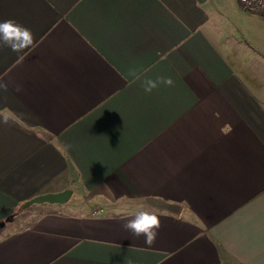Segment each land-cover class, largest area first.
Wrapping results in <instances>:
<instances>
[{"label":"crops","instance_id":"0c3cea01","mask_svg":"<svg viewBox=\"0 0 264 264\" xmlns=\"http://www.w3.org/2000/svg\"><path fill=\"white\" fill-rule=\"evenodd\" d=\"M6 19L34 42L0 47V264H264L262 17L236 0H0ZM157 76L174 84L145 92ZM65 190L74 204L17 217ZM141 210L160 218L150 246L122 227Z\"/></svg>","mask_w":264,"mask_h":264},{"label":"clouds","instance_id":"9594fccd","mask_svg":"<svg viewBox=\"0 0 264 264\" xmlns=\"http://www.w3.org/2000/svg\"><path fill=\"white\" fill-rule=\"evenodd\" d=\"M33 42L34 35L31 29L13 19L0 21V47H7L13 52L21 53ZM173 84L174 81L170 76H157L155 79H145L142 86L145 92L151 93L161 85L171 87ZM122 227L134 237L143 236L144 243L150 246L155 242L161 224L160 218L155 212L141 210L133 219L125 222Z\"/></svg>","mask_w":264,"mask_h":264},{"label":"water","instance_id":"95a60500","mask_svg":"<svg viewBox=\"0 0 264 264\" xmlns=\"http://www.w3.org/2000/svg\"><path fill=\"white\" fill-rule=\"evenodd\" d=\"M72 195L70 190H65L60 193L56 194H46L37 196L23 204L21 210H25L32 205H42V204H49V205H63L67 203ZM4 226V223H0V228Z\"/></svg>","mask_w":264,"mask_h":264},{"label":"built area","instance_id":"2783aa9c","mask_svg":"<svg viewBox=\"0 0 264 264\" xmlns=\"http://www.w3.org/2000/svg\"><path fill=\"white\" fill-rule=\"evenodd\" d=\"M236 2L242 12L264 19V0H236Z\"/></svg>","mask_w":264,"mask_h":264},{"label":"rangeland","instance_id":"374dc122","mask_svg":"<svg viewBox=\"0 0 264 264\" xmlns=\"http://www.w3.org/2000/svg\"><path fill=\"white\" fill-rule=\"evenodd\" d=\"M75 201H76V198H75V196H73L72 198L69 199L68 202H69L70 204H74ZM82 202H83V200H82V198H80V199L77 200L76 203L79 205V204H81ZM43 205H44V204H43ZM33 206H34V205H33ZM33 206H31V207H33ZM19 214H20V213H19ZM19 214H17V217H18V218L22 217V215H19ZM31 221H32V219H31V218L29 219L28 217H24V219H21V220H20V222H21L22 225L30 224Z\"/></svg>","mask_w":264,"mask_h":264},{"label":"trees","instance_id":"16d2710c","mask_svg":"<svg viewBox=\"0 0 264 264\" xmlns=\"http://www.w3.org/2000/svg\"><path fill=\"white\" fill-rule=\"evenodd\" d=\"M33 206V205H32ZM34 207H40V205H34L33 207H29V208H27V209H25V210H19L18 212H17V214L18 213H20V215H23V214H26V213H28L29 211H31L32 209H34ZM30 225V224H29Z\"/></svg>","mask_w":264,"mask_h":264}]
</instances>
